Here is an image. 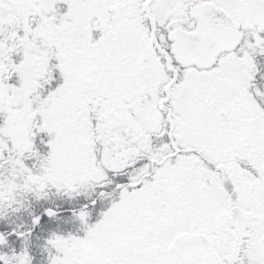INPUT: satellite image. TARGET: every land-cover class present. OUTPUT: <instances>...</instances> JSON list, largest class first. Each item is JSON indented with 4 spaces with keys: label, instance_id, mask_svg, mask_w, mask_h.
<instances>
[{
    "label": "snow or ice",
    "instance_id": "1",
    "mask_svg": "<svg viewBox=\"0 0 264 264\" xmlns=\"http://www.w3.org/2000/svg\"><path fill=\"white\" fill-rule=\"evenodd\" d=\"M0 264H264V0H0Z\"/></svg>",
    "mask_w": 264,
    "mask_h": 264
}]
</instances>
